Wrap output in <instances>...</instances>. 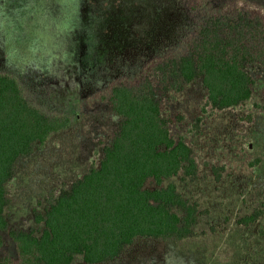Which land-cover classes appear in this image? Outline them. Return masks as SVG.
Wrapping results in <instances>:
<instances>
[{
    "label": "rangeland",
    "instance_id": "rangeland-1",
    "mask_svg": "<svg viewBox=\"0 0 264 264\" xmlns=\"http://www.w3.org/2000/svg\"><path fill=\"white\" fill-rule=\"evenodd\" d=\"M0 9V70L16 74L34 104L68 110L73 118L22 159L7 183L9 229L39 234L43 224L35 213L45 212L50 192L99 164L118 121L102 99L108 82L161 52L185 50L195 18L187 0H0ZM248 70L253 98L238 107L207 106L201 79L162 99L165 116L184 113L186 120L172 123L170 133L184 136L197 162L194 178L163 182L197 203L194 235L139 238L101 264H264V113L254 106L264 102V68L250 64ZM145 187L156 184L149 180ZM2 237L0 256L15 257L9 232Z\"/></svg>",
    "mask_w": 264,
    "mask_h": 264
},
{
    "label": "trees",
    "instance_id": "trees-1",
    "mask_svg": "<svg viewBox=\"0 0 264 264\" xmlns=\"http://www.w3.org/2000/svg\"><path fill=\"white\" fill-rule=\"evenodd\" d=\"M187 8L195 27L185 50L161 52L136 72L108 82L102 99L118 121L99 164H91L70 186L50 192L45 212L35 213V222L43 224L39 234L9 229L7 183L22 159L68 129L73 118L68 110L34 104L21 79L0 70V249L2 233L8 231L16 250L15 257L1 255L0 264H101L118 258L139 238L176 241L194 235L197 203L176 184L163 182L178 175L194 178L197 162L184 136L170 133L172 123L186 120L184 113L165 116L162 99L201 79L206 105L213 109L250 101L255 80L248 67L264 68V5L187 0ZM254 106L264 113V102ZM201 121L195 119L197 126ZM149 180L155 188L145 187Z\"/></svg>",
    "mask_w": 264,
    "mask_h": 264
}]
</instances>
